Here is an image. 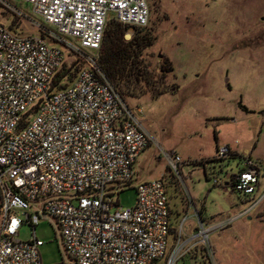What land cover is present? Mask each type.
<instances>
[{
    "label": "built area",
    "instance_id": "1",
    "mask_svg": "<svg viewBox=\"0 0 264 264\" xmlns=\"http://www.w3.org/2000/svg\"><path fill=\"white\" fill-rule=\"evenodd\" d=\"M17 1L31 6L37 35L18 36L0 23V264H41L35 231L42 221L56 229L68 264L160 263L171 229L165 180L138 183L134 205L118 206L151 137L142 110L121 99L99 65L109 19L127 27L128 41L148 28L147 0ZM73 61L80 68L72 81L69 73L60 77ZM231 155L223 146L216 160L226 164ZM166 160L177 172L180 158ZM240 162L228 176L231 190L254 197L260 170ZM24 226L27 242L18 238ZM197 228L210 252L212 229L199 219Z\"/></svg>",
    "mask_w": 264,
    "mask_h": 264
},
{
    "label": "rangeland",
    "instance_id": "2",
    "mask_svg": "<svg viewBox=\"0 0 264 264\" xmlns=\"http://www.w3.org/2000/svg\"><path fill=\"white\" fill-rule=\"evenodd\" d=\"M3 1L21 17L0 4V23L18 36H36L31 6ZM147 2L148 28L135 31L128 41L126 31L123 34L125 43L137 33L146 40L135 64L137 91L124 101L142 110L139 119L151 143L134 165L131 187L116 196L118 206L134 205L132 187L138 183L163 177L172 233L159 264H264V177L257 198L241 204L223 187V174L214 169L210 177L211 167L225 170L226 165L209 163L218 149L228 146L264 176V0ZM73 64V72L78 71L80 66ZM173 155L181 160L177 172L166 160ZM225 172L235 173L236 165L229 163ZM213 178L221 180L219 185H213ZM173 189L177 199L172 198ZM181 205L186 213L176 221L172 212ZM248 208L252 210L236 218ZM198 219L212 229L210 252L196 239ZM35 235L44 244L39 249L41 264H68L52 223L42 221ZM18 238L27 242L31 230L22 227Z\"/></svg>",
    "mask_w": 264,
    "mask_h": 264
},
{
    "label": "trees",
    "instance_id": "3",
    "mask_svg": "<svg viewBox=\"0 0 264 264\" xmlns=\"http://www.w3.org/2000/svg\"><path fill=\"white\" fill-rule=\"evenodd\" d=\"M126 30L127 27H124L113 20L108 21L101 44L99 57V65L101 70L107 79L112 83L123 101L126 98L134 97V94L137 91L136 86H134L133 83L137 77L135 64L137 63V60L140 56V48L143 47L146 42V40L143 38H139L137 33V35H135L129 43H125L123 41V34ZM74 67L75 66L72 65L70 68L66 69V66H63L60 71L62 74L60 77L69 73L70 81H72L74 75L77 73L76 70L73 72ZM237 160H240V158L236 154H232L225 165H229V163L236 162ZM217 161L218 160L214 159L209 161V163ZM228 185L230 188L232 187L230 182ZM175 191L176 189H173V199L178 198V194ZM179 199L181 198L179 197ZM178 210L179 211L173 210L172 212V215L173 213L175 215L176 221L179 219V217L183 218L181 213H186L182 205ZM197 214L200 217L202 216L199 210L197 211ZM170 233H172L171 229Z\"/></svg>",
    "mask_w": 264,
    "mask_h": 264
},
{
    "label": "crops",
    "instance_id": "4",
    "mask_svg": "<svg viewBox=\"0 0 264 264\" xmlns=\"http://www.w3.org/2000/svg\"><path fill=\"white\" fill-rule=\"evenodd\" d=\"M237 162H239L238 163V166L241 164V162H240V160H237L236 162H233V163H230V165L231 164H235L236 166H237ZM228 168V167H227ZM226 168V169H227ZM214 169H216V172H217V170H218V172L220 173V172H224V173H226L225 171H226V169L225 170H222V167L220 166V167H215V166H213V167H211L210 168V172H211V174H210V177H213L214 175H215V173H214ZM205 175V178L207 179V175H206V173L204 174ZM225 177H222V180H223V183H222V185H224L223 187H229V185H228V183H229V181H228V175H224ZM264 176H263V174L260 172V175H259V179H258V186H257V189H256V192H255V196L253 197V198H257V196H258V193L260 192V190H261V185H262V178H263ZM222 185H221V188H223L222 187ZM230 188V187H229ZM230 191H231V188H230ZM231 193H233L232 191H231ZM235 194V193H234ZM237 195V194H236ZM239 198H240V200H241V204H242V202L243 203H247L250 199L249 198H246V197H243V196H240V195H237ZM261 196V195H260ZM240 203V202H239ZM239 205V204H238ZM234 206H236V205H234ZM232 208H233V206H232Z\"/></svg>",
    "mask_w": 264,
    "mask_h": 264
},
{
    "label": "water",
    "instance_id": "5",
    "mask_svg": "<svg viewBox=\"0 0 264 264\" xmlns=\"http://www.w3.org/2000/svg\"><path fill=\"white\" fill-rule=\"evenodd\" d=\"M158 58H160V55L158 56Z\"/></svg>",
    "mask_w": 264,
    "mask_h": 264
}]
</instances>
